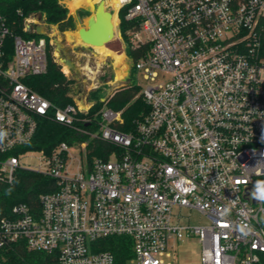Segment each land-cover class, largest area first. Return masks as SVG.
<instances>
[{
    "label": "built area",
    "instance_id": "1",
    "mask_svg": "<svg viewBox=\"0 0 264 264\" xmlns=\"http://www.w3.org/2000/svg\"><path fill=\"white\" fill-rule=\"evenodd\" d=\"M119 2L117 13L137 23L132 45H151L135 63L149 111L133 132L119 130L122 112L106 105L88 116L95 102L81 72L64 108L34 92L25 80L51 60L68 79L56 47L64 33L34 14L14 34L0 16V186L20 170L58 186L40 195L38 214L19 204L0 219V247L24 243L55 264H115L94 243L126 236L131 262L166 264L178 243L197 239L201 264H264V0ZM47 118L76 137L23 151ZM95 139L112 146L108 159L90 160ZM35 154L37 167L22 163ZM176 208L209 224L183 225Z\"/></svg>",
    "mask_w": 264,
    "mask_h": 264
},
{
    "label": "trees",
    "instance_id": "2",
    "mask_svg": "<svg viewBox=\"0 0 264 264\" xmlns=\"http://www.w3.org/2000/svg\"><path fill=\"white\" fill-rule=\"evenodd\" d=\"M126 12V9H123L119 13L121 19L119 31L127 43L128 55L133 62L134 72H136L135 63L149 53L151 45L149 43L139 47L132 45L129 33L137 28V23L127 20ZM80 13L85 14L83 11ZM34 14L44 15L47 22L57 25L61 33L73 31L76 28V19L69 15L68 9L61 3V0H0V16L14 34L22 35L25 19ZM25 82L34 92L48 99L56 108H64L72 102L67 96L71 81L64 76L61 66L52 60L46 74L27 78ZM141 89L134 80L125 87L114 89L105 100L95 102L88 116L94 117L106 105L114 111L122 112L123 123L118 125V129L123 132H133L137 122L142 120L149 111L147 103L139 95ZM99 119V117L95 119V124H97L94 126L95 129L98 128ZM75 137L72 129L55 122L52 118H47L40 122L34 141L25 146L23 151L45 150L50 152L59 143L71 142ZM77 138L80 141L86 140L85 137ZM111 149L112 146L108 143L95 139L89 146L90 160L108 159ZM57 187L56 181L50 177L25 170L18 171L13 184L0 186V219L10 216L12 209L19 204L27 205L32 212L38 214L40 195L52 193L57 190ZM132 246L130 238L112 236L94 243V250L112 253L115 264H128L133 258ZM55 263L56 260L52 256L44 252L31 251L24 243L0 247V264Z\"/></svg>",
    "mask_w": 264,
    "mask_h": 264
},
{
    "label": "rangeland",
    "instance_id": "3",
    "mask_svg": "<svg viewBox=\"0 0 264 264\" xmlns=\"http://www.w3.org/2000/svg\"><path fill=\"white\" fill-rule=\"evenodd\" d=\"M68 1L69 0H62L61 3L68 9L69 15L76 19V28L73 31L64 32V36L59 34L58 37H56L61 48L68 51V56L64 55V51L58 52V55L59 58L69 59L76 66V70L82 73V79H84L83 87L86 93L90 94V99H92L93 102L103 101L114 89L125 87L131 83L132 80L136 81L141 88L147 86L148 82L143 79L142 74L134 72L133 62L128 55L127 43L119 31L121 22L119 14L117 13L118 15L113 19V24H115L116 27V37L111 43L107 44L105 47H85L76 39V32L79 28L87 25V20L93 15L94 9L89 5V2L83 1L77 9L72 10ZM97 2H100V0H94V2H92L93 6L97 5ZM113 9L110 8L109 11L113 13ZM81 11L85 12V14L82 15L80 13ZM29 17H27V19ZM79 17L81 21L78 19ZM53 26L58 29L57 25ZM116 55H123L125 62L123 68H116ZM85 65H89L95 72V81L91 77L93 81L83 76V72L85 71L82 70ZM116 73H122L125 77L117 80ZM97 83V89L92 90ZM93 93H95L94 96H92ZM22 163L30 167H37L39 164L37 154L23 158ZM175 213H179L183 216V225L204 226L209 224V220L205 216L194 210H178L176 208ZM175 250V260L165 257L164 260L166 264H201V244L197 239L180 242ZM128 264L136 263L130 261Z\"/></svg>",
    "mask_w": 264,
    "mask_h": 264
},
{
    "label": "water",
    "instance_id": "4",
    "mask_svg": "<svg viewBox=\"0 0 264 264\" xmlns=\"http://www.w3.org/2000/svg\"><path fill=\"white\" fill-rule=\"evenodd\" d=\"M92 8L94 9L93 15L87 20V25L85 27L77 30L76 39L85 47H105L116 37V27L113 24V13L107 10L104 1H101ZM38 17H41V15L39 14ZM37 33L39 35L43 34L41 28L37 29ZM62 36H64V34H62ZM56 47L58 52H66L61 48L58 41L56 42ZM59 63L65 65L70 70L68 80L78 83L80 80V71L76 70V66L67 58H59ZM257 199L258 197L255 202H257Z\"/></svg>",
    "mask_w": 264,
    "mask_h": 264
},
{
    "label": "bare ground",
    "instance_id": "5",
    "mask_svg": "<svg viewBox=\"0 0 264 264\" xmlns=\"http://www.w3.org/2000/svg\"><path fill=\"white\" fill-rule=\"evenodd\" d=\"M83 1H86V2H89V5H91L92 7H94L93 6V4H92V2H94V0H69L68 1V4L71 6V9L72 10H75V9H77L79 6H80V4H81V2H83ZM99 1V0H98ZM101 1H104L105 2V5H106V7L108 6L109 8H114L113 9V19H115V16H117V12H118V9H119V5H120V2H119V0H100V2ZM100 2H97V4L98 3H100ZM90 7V6H89ZM114 26H115V24H114ZM68 36V35H67ZM68 38V37H67ZM102 47V46H101ZM124 59H123V55H116V57H115V66H116V68L118 69V68H123L124 67ZM68 68L67 67H65L64 68V72H68V70H67ZM85 72H86V74H91V78L94 80L95 78H94V76H95V72L90 68V66L89 65H86L85 66ZM125 76L122 74V73H116V79L117 80H119L120 78H124ZM94 84V83H93Z\"/></svg>",
    "mask_w": 264,
    "mask_h": 264
},
{
    "label": "flooded vegetation",
    "instance_id": "6",
    "mask_svg": "<svg viewBox=\"0 0 264 264\" xmlns=\"http://www.w3.org/2000/svg\"><path fill=\"white\" fill-rule=\"evenodd\" d=\"M64 55L68 56V51L64 52Z\"/></svg>",
    "mask_w": 264,
    "mask_h": 264
},
{
    "label": "crops",
    "instance_id": "7",
    "mask_svg": "<svg viewBox=\"0 0 264 264\" xmlns=\"http://www.w3.org/2000/svg\"><path fill=\"white\" fill-rule=\"evenodd\" d=\"M124 57H125V56H124ZM125 59H126V58H125ZM85 66H86V65H85ZM85 66H84V69H85ZM126 66H127V65H126ZM84 69H83V71H85Z\"/></svg>",
    "mask_w": 264,
    "mask_h": 264
}]
</instances>
